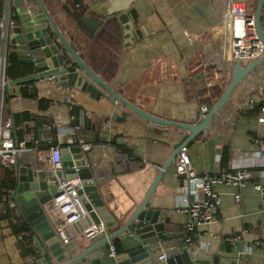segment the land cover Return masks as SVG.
Here are the masks:
<instances>
[{
    "label": "crops",
    "instance_id": "0c3cea01",
    "mask_svg": "<svg viewBox=\"0 0 264 264\" xmlns=\"http://www.w3.org/2000/svg\"><path fill=\"white\" fill-rule=\"evenodd\" d=\"M68 1L42 0L67 42L76 47L91 69L121 95L157 117L196 123L201 116L200 106L210 100L215 103L219 97L216 94L211 99L210 88L218 84L224 89L230 67L236 62L247 63L228 59L224 0H79L74 12L79 13L81 21L64 9ZM10 11L12 45L13 28L40 14L35 0H11ZM125 11L130 12L133 27L140 32L139 39H131L130 44L123 40L118 19ZM194 50L201 57L196 66L190 62ZM198 65L209 68L200 71ZM13 82L5 96L3 115L12 118L16 137L25 138L32 148L19 155V162L42 164L37 160L48 156L50 146L76 144L78 137L92 143L85 157L103 202L114 215L129 212L143 199L161 165L187 137L182 129L137 116L93 82L88 88L71 85L65 74L34 80L36 98L22 97L20 84ZM250 99L254 103L250 104ZM262 104L264 62L233 89L229 102L212 118L208 131L186 145L196 173L240 165L254 174L241 188L217 186L219 202L213 208V222L195 230L194 243L205 254L217 255L218 264H264V203L252 184L253 179H258L256 171L264 166V124L257 121ZM49 127L59 128L51 143L47 142L51 138ZM38 129L45 130L38 136ZM32 143H36L34 148ZM224 149L226 166L221 165ZM180 184L172 162L148 199L151 207L167 210L164 226L170 236L161 242L156 237L146 239L155 248L154 264H166L157 261V256L162 252L169 255L177 249V240L185 241L187 217L175 207ZM237 193L239 201L234 198ZM90 223L87 216L69 227L67 244L59 241L52 226L56 243L50 245L48 253L54 264L65 260L67 248L75 246L79 232ZM234 235L238 238L230 240ZM30 236L38 258L24 252L26 241L11 232L0 210V264H42L38 259L44 256L43 250ZM137 243L126 235L111 245L118 254ZM108 252L109 249L103 251L101 264H115Z\"/></svg>",
    "mask_w": 264,
    "mask_h": 264
},
{
    "label": "water",
    "instance_id": "95a60500",
    "mask_svg": "<svg viewBox=\"0 0 264 264\" xmlns=\"http://www.w3.org/2000/svg\"><path fill=\"white\" fill-rule=\"evenodd\" d=\"M35 1L39 5L40 16L27 19L22 22L20 27L13 28L14 35L11 39L10 53H14L20 63L30 64L33 67V73L37 75L19 79L13 84H22L31 79L38 80L59 74H65L71 85L88 88V84L93 82L115 102L124 105L137 116L150 123L182 129L187 132V137L161 165L159 173L152 181L143 199L133 209L122 215H114L105 206L98 183L88 166L85 157L87 152L83 151L80 145L66 144L60 148V169H53L42 162V164L38 162L22 164L18 160L11 169L14 176V189L11 191L14 212L21 217L28 227L29 233L43 250L44 256L38 260H41L42 264H54L51 261L48 248L52 243H56V237L47 214L46 204L59 194L57 191L59 181L76 179L78 180V184L75 186L76 192L88 210L91 226L97 228L102 226L105 231L93 237H86L80 233L75 239V246L70 245L67 248L68 256L66 255L65 260L59 264H82L86 261L89 264H101L103 251L109 249L115 240L126 235L138 243L131 249L116 254L113 257L114 263L154 264L155 248L150 247L153 242L147 243L146 239L156 237L157 241L161 242L170 236L165 232L164 226L167 210L151 207L148 199L163 172L170 163L175 161L180 148L186 146L199 133L208 131L212 118L229 102V96L233 89L264 62V35L261 24L264 0H257L253 13L254 27L263 44V53L259 57L247 61L244 65L241 62H236L230 67L231 75L224 89H221L218 84L213 85V90L210 88L211 99L216 94L219 95L217 101L215 103L212 100L207 102L205 104L206 111L193 124L157 117L117 92L91 69L79 55L76 47L67 42L42 0ZM118 19L122 23L124 42L130 44L132 43L131 39L137 41L140 32L133 27L134 19L130 12L125 11ZM190 62L194 66H196L195 63L200 64L201 62V57L196 55L195 50ZM198 66L200 71L209 68L203 65ZM71 124L73 125V123ZM44 130L38 129V136ZM48 131L51 133V138L47 139V142L51 143L53 135L58 134L59 128L49 127ZM35 253L37 255L35 258H38L37 252ZM218 260L217 255L205 254L196 243L189 244L179 239L177 240V249L167 256L165 262L166 264H218Z\"/></svg>",
    "mask_w": 264,
    "mask_h": 264
},
{
    "label": "built area",
    "instance_id": "2783aa9c",
    "mask_svg": "<svg viewBox=\"0 0 264 264\" xmlns=\"http://www.w3.org/2000/svg\"><path fill=\"white\" fill-rule=\"evenodd\" d=\"M226 3L227 23L224 30V39L228 52V59L232 61H249L259 57L263 53V44L258 38L254 27V11L248 3L238 0H224ZM79 4L76 5L78 9ZM11 0H0V167H9L15 164L23 152L29 148L27 140L18 139L14 132L12 118L3 115L5 106V96L11 80L6 77V70L9 65L8 56L10 53L11 35ZM261 24L264 35V6L261 11ZM249 103H254L250 99ZM206 111L204 105L200 106V115ZM257 121L264 124V104L259 107ZM71 142V141H69ZM76 144L80 145L83 151H90L92 143L86 142L78 137ZM36 143H32L34 148ZM17 159V160H16ZM16 160V161H15ZM38 160L45 165L60 169V147L52 145L49 148L47 157H40ZM174 175L181 180L178 198L176 200V210L186 215L184 223L185 242L194 243V233L201 225H210L213 222V208L219 202V195L216 187L230 184L239 188L244 187L254 177L253 172L243 166L233 165L225 169H218L215 172L204 171L196 173L190 162L186 146L180 148L174 161ZM253 179V188L259 193L264 203V166L256 171ZM78 180H61L57 183L59 194L53 197L47 204L46 210L53 226V230L62 244H67L70 240L68 228L79 223L88 216V210L81 197L77 194L75 186ZM236 201L240 200V195H234ZM8 204L14 209L11 193ZM92 229V230H91ZM88 230H91L88 232ZM105 230L101 226H90L79 232L86 237H93ZM238 238L234 235L230 240ZM109 256L116 255L113 245L109 247ZM165 252L157 256V261L163 262L167 258Z\"/></svg>",
    "mask_w": 264,
    "mask_h": 264
},
{
    "label": "trees",
    "instance_id": "16d2710c",
    "mask_svg": "<svg viewBox=\"0 0 264 264\" xmlns=\"http://www.w3.org/2000/svg\"><path fill=\"white\" fill-rule=\"evenodd\" d=\"M79 0H69L64 5V9L67 13L73 14V16L80 20V15L75 11V6L78 4ZM9 65L6 70V77L11 81H16L17 79L24 78L33 73V67L30 64L20 63L17 60V56L14 53H9L8 56ZM20 95L24 98H36V91L34 88V80L26 81L19 85ZM40 103H43V99H40ZM228 160L227 152L224 149L221 157V165L226 166ZM14 189V176L12 170L9 167H0V210H2L9 222V227L11 232L20 237L22 242H25L26 250L24 252L31 253L36 257L34 246L32 244V238L28 231V227L23 222L21 217L15 214L14 209L8 204V199L11 191ZM27 235V236H26Z\"/></svg>",
    "mask_w": 264,
    "mask_h": 264
},
{
    "label": "rangeland",
    "instance_id": "374dc122",
    "mask_svg": "<svg viewBox=\"0 0 264 264\" xmlns=\"http://www.w3.org/2000/svg\"><path fill=\"white\" fill-rule=\"evenodd\" d=\"M255 4H256V2L255 3H253V2L249 3V6H250L251 10H253V11L255 8ZM11 24H12V21H11Z\"/></svg>",
    "mask_w": 264,
    "mask_h": 264
}]
</instances>
